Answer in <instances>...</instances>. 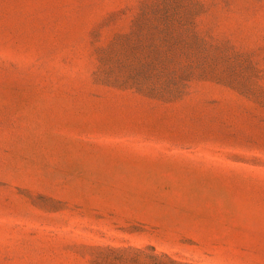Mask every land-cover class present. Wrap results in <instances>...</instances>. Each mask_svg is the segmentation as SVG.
Masks as SVG:
<instances>
[{
	"label": "rangeland",
	"instance_id": "obj_1",
	"mask_svg": "<svg viewBox=\"0 0 264 264\" xmlns=\"http://www.w3.org/2000/svg\"><path fill=\"white\" fill-rule=\"evenodd\" d=\"M0 264H264V0H0Z\"/></svg>",
	"mask_w": 264,
	"mask_h": 264
}]
</instances>
